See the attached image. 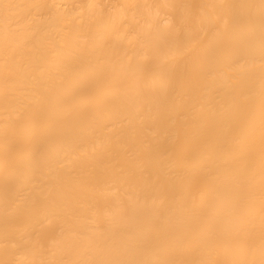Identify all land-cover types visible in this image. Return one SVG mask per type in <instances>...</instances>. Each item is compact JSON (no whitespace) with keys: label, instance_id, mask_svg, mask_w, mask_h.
I'll return each mask as SVG.
<instances>
[{"label":"bare ground","instance_id":"bare-ground-1","mask_svg":"<svg viewBox=\"0 0 264 264\" xmlns=\"http://www.w3.org/2000/svg\"><path fill=\"white\" fill-rule=\"evenodd\" d=\"M0 264H264V0H0Z\"/></svg>","mask_w":264,"mask_h":264}]
</instances>
